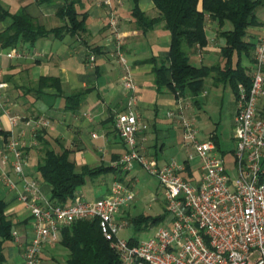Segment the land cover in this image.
Returning <instances> with one entry per match:
<instances>
[{"label": "crops", "instance_id": "0c3cea01", "mask_svg": "<svg viewBox=\"0 0 264 264\" xmlns=\"http://www.w3.org/2000/svg\"><path fill=\"white\" fill-rule=\"evenodd\" d=\"M62 6V0L52 2L0 0V15H4V12L8 14L0 18V32L10 26L11 15L23 8H26L46 29L60 27L63 21L56 16V12ZM138 7L149 18L158 16L151 0H138ZM132 8V0H111V11L118 19L117 34L121 37L122 52L127 58L138 88L137 102L131 105V108L146 126V129L137 135L138 146L143 148L147 157L153 158L158 165H164L169 161L163 155L165 149L177 146V142L172 143L169 138L175 141L171 138L176 137L173 130L180 133V130L175 128L174 122L166 117L169 110L175 109L176 100L166 91L157 92L152 74L153 65L146 61L152 57L166 56L169 34L163 29L162 23L154 25L147 32L140 30L131 16ZM76 11L79 15L85 16V31L81 33L74 36L64 34L61 39L43 38L33 46L19 44L16 49L21 57L17 59H8L7 50L0 46V82L7 85L2 95L6 109L10 115L18 119L17 125L11 128L7 118L0 116V201L4 204L7 220L12 224V235L17 233L16 239L12 236V240L4 242L0 248L2 264H24L23 252L32 235V219L29 211L18 198V195L23 193L22 183L13 172L11 157L7 162L2 160L5 155V143L10 136L20 143L25 177L36 182L40 193L46 199L50 197L51 188L49 184L42 182L36 173L37 164L43 156L45 147L58 153L67 150L76 171H80L85 166L115 168V161L126 152L125 146L116 133L114 122L118 113L127 111L129 100L128 94L121 85L123 68L114 53L116 41L113 30L107 24L109 10L100 5L99 0H80L76 5ZM256 17L260 25L248 28L246 37V41L254 45L264 37V8L256 10ZM224 28L228 29L229 26L226 25ZM216 30L218 28L215 23L207 20L208 42L206 47L196 48L191 52V62L194 65L222 64L219 50L224 44V39L216 36ZM252 56L240 57V63L248 75ZM90 57L94 60L90 61ZM236 59L234 57L233 61ZM41 77L57 78L62 96L52 88H44L39 93ZM85 90L88 92L79 107L74 111H66L63 97ZM210 91L213 92L210 101L217 103L223 99L226 92L231 94L230 115L233 129L236 111L235 96L226 84H216L211 79H207L205 90L200 94V98L206 100ZM185 100L186 104H190V109L187 111L189 115L190 112L202 110L204 102L197 101L194 105L189 98ZM256 108L258 114L263 116L264 95L259 98ZM179 136L181 137L180 134ZM212 136H215L218 141L215 132L203 136V133L198 131L200 140H208ZM178 147L184 154L182 147ZM196 162L197 160L193 163L194 169L197 166ZM126 174L128 175L116 170L104 174L107 175V181L102 177L103 175L88 178L86 183L77 190L75 197L83 201L97 200L98 198L93 196L94 187L97 184L108 185L101 194L104 196L109 191L110 183L114 179L123 180ZM4 177L13 181L16 188H9ZM130 183L132 181L126 184L130 186ZM130 205L119 212L118 221L127 219ZM164 206L165 211V202ZM57 240L52 239L43 245L38 264L57 263L55 260L58 252ZM62 249L64 250L63 264H65L67 251Z\"/></svg>", "mask_w": 264, "mask_h": 264}, {"label": "built area", "instance_id": "2783aa9c", "mask_svg": "<svg viewBox=\"0 0 264 264\" xmlns=\"http://www.w3.org/2000/svg\"><path fill=\"white\" fill-rule=\"evenodd\" d=\"M99 4L109 10L107 24L113 30L114 53L123 68L121 85L129 100L127 111L115 116V130L126 152L115 161L114 167L128 173L133 164H138L155 177L163 189L167 214L149 238L130 245L129 240L117 236L119 229L127 225L125 220L118 221L117 215L134 200L129 185L114 179L108 193L97 200L75 197L68 204H54L40 193L36 182L25 177L20 143L10 136L2 160L7 162L11 157L13 172L23 188L19 201L32 219V235L23 252L24 264H38L44 244L56 239L61 228L83 220H98L101 234L118 255L120 264H264V183L261 182L264 119L256 108L264 95V37L255 45L248 88L238 85L232 129L235 141L232 152L235 179L232 180L214 142L198 138L195 120L187 115L190 104L182 97L175 98L176 107L166 117L181 132L184 160L171 159L158 165L138 146L137 135L146 129L131 108L137 102L138 88L122 52L118 19L111 11V0H99ZM6 57L17 59L21 54L13 48L7 50ZM6 87L0 82V116L6 117L13 128L18 119L6 109L2 95ZM186 163L191 176L187 175ZM4 180L9 188H16L9 178ZM12 236L16 239L17 233Z\"/></svg>", "mask_w": 264, "mask_h": 264}, {"label": "trees", "instance_id": "16d2710c", "mask_svg": "<svg viewBox=\"0 0 264 264\" xmlns=\"http://www.w3.org/2000/svg\"><path fill=\"white\" fill-rule=\"evenodd\" d=\"M62 1L63 6L56 12V16L63 21L60 27L46 29L26 8L11 15L10 26L0 32L1 48L16 49L19 44L33 46L43 38L61 39L64 34L74 36L85 31V16L79 15L76 11V5L80 0ZM132 2L131 16L140 30L147 32L154 25L162 23L163 29L169 34L166 56L152 57L146 61L153 65L152 74L158 93L166 91L174 98L188 97L195 105L197 97L204 91L207 79L216 84H226L236 100L238 85L248 88L249 76L240 63V57L244 55L249 58L254 52L255 45L246 41L247 29L260 25L256 10L264 8V0H151L158 13L155 18H149L140 11L138 0ZM7 15L4 12L0 18ZM207 20L215 23L218 28L216 36L224 39V44L219 50L222 64L196 66L191 62L190 56L196 48L202 49L207 45ZM226 25L229 26L228 29L224 28ZM234 57L237 58L236 61H233ZM44 88L55 89L62 96L60 82L55 77H41L39 93ZM87 92L76 91L70 96L63 97L64 109L76 110ZM261 117L264 119V115ZM211 140L220 152L217 138L212 136ZM116 170L113 167L85 166L76 171L67 150L58 153L48 147H45L36 167L39 179L49 184L51 188L49 200L58 205L74 201L77 190L88 178ZM186 170L187 175L191 176L188 163ZM261 182L264 183V175ZM4 208L3 202L0 201V248L4 242L12 240V224L7 220ZM166 214L165 210V213L157 217L138 215L131 219V223L136 231H145L155 224L162 223ZM137 242L135 238L129 239L130 245H136ZM58 244L67 251L65 264H120L118 255L101 234L98 220L78 221L61 228L58 233Z\"/></svg>", "mask_w": 264, "mask_h": 264}, {"label": "rangeland", "instance_id": "374dc122", "mask_svg": "<svg viewBox=\"0 0 264 264\" xmlns=\"http://www.w3.org/2000/svg\"><path fill=\"white\" fill-rule=\"evenodd\" d=\"M212 97L213 92L211 91L206 100L200 98L199 95L197 101L204 102L202 105V110H196L193 113L190 112V115L187 112V115L194 118L195 126L197 130L199 129L198 131L200 133H203V136L209 135L211 132H215L218 137L220 152L224 157L225 167L228 170L231 179L233 180L235 179V167L232 150L235 147V141L232 139L233 136L231 132L232 118L230 115V102L232 101V96L230 93L226 92L223 95V99L218 103L214 101L211 102L210 99ZM175 128L179 130L178 127L175 126ZM173 131L175 132L176 137L171 138H174L175 141L170 138L169 140L172 143L177 142V146L175 145V147H167L163 155L168 160L176 159L178 161H182L185 156L178 147L181 146V137L179 136V134L181 135V132L178 134L176 130ZM102 177H104L105 181H107V175H103ZM120 180L123 184H126L128 181H132L129 188L134 194V200L129 206V215L127 219H125L127 225L119 229L117 236L124 240L129 238H135L139 241L145 240L153 234L154 230L160 226L161 223L155 224L153 227L145 231H136L134 225L131 223V219L138 215L157 217L165 213L163 189L160 187L158 180L155 177L149 175L138 164H133L132 170L128 172V175H124L123 180ZM107 186V184H97L94 187L95 192L93 193V196H95V198L102 197L101 194L104 192ZM56 239H58V236ZM56 249L58 251L55 256V260L57 262L56 264H63L64 250L59 244L56 246Z\"/></svg>", "mask_w": 264, "mask_h": 264}]
</instances>
